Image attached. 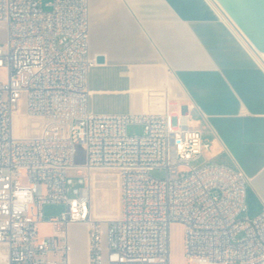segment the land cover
<instances>
[{"label": "built area", "instance_id": "obj_1", "mask_svg": "<svg viewBox=\"0 0 264 264\" xmlns=\"http://www.w3.org/2000/svg\"><path fill=\"white\" fill-rule=\"evenodd\" d=\"M48 5L0 0L7 27L0 46V264H72V223L88 226V264H171L174 223L184 227L189 264H264V210L244 216L248 177L220 164L192 165L211 145L190 126L189 113H94L89 0ZM23 98L22 113L42 122L36 135L15 134ZM130 125L142 134L129 135ZM78 146L84 165L75 164ZM95 169L114 170L120 184V215L104 228L92 216L87 174ZM54 203L67 210L40 238L43 207Z\"/></svg>", "mask_w": 264, "mask_h": 264}, {"label": "crops", "instance_id": "obj_2", "mask_svg": "<svg viewBox=\"0 0 264 264\" xmlns=\"http://www.w3.org/2000/svg\"><path fill=\"white\" fill-rule=\"evenodd\" d=\"M89 5L90 53L104 58L90 72L91 110L189 113L190 126L211 145L206 162L248 177L246 216H258L264 210L261 52L209 0H89ZM71 261L88 264V249L80 263Z\"/></svg>", "mask_w": 264, "mask_h": 264}, {"label": "rangeland", "instance_id": "obj_3", "mask_svg": "<svg viewBox=\"0 0 264 264\" xmlns=\"http://www.w3.org/2000/svg\"><path fill=\"white\" fill-rule=\"evenodd\" d=\"M52 0H41V5L45 11H49L48 5ZM7 42V27L5 24H0V46L5 47ZM3 73H0L2 78ZM20 113L18 115V128L16 133L21 136L36 135L40 131L41 121L39 119L31 118L24 115L26 112V100L21 101ZM15 125V124H14ZM26 126H31V129H25ZM16 129V128H15ZM143 128L140 125H130L128 127L129 135H141ZM206 159V160H205ZM207 161V154L201 157L193 166H198ZM86 162V153L81 147L76 148L75 164L84 165ZM76 174V173H73ZM108 174V178H101ZM157 177H164L165 173L161 171L154 172ZM90 183L91 199H92V216L93 219L101 221L104 228L106 222L117 218L121 210L120 184L117 173L110 169H95L87 174ZM97 178H95V177ZM76 187L75 184L71 186L68 193L69 198L75 197L72 194V189ZM67 210V206L63 203L45 204L43 207L44 222L39 227V237L43 238L50 236L53 233L49 221L53 217L60 216ZM246 216V213L244 214ZM68 235L73 246V253L71 257L80 263L85 258L88 248V226L84 223H72L68 226ZM171 236V264H189L184 256V227L180 223H174L170 227Z\"/></svg>", "mask_w": 264, "mask_h": 264}, {"label": "water", "instance_id": "obj_4", "mask_svg": "<svg viewBox=\"0 0 264 264\" xmlns=\"http://www.w3.org/2000/svg\"><path fill=\"white\" fill-rule=\"evenodd\" d=\"M216 1L255 49L264 53V0ZM96 61L102 63L104 58Z\"/></svg>", "mask_w": 264, "mask_h": 264}, {"label": "bare ground", "instance_id": "obj_5", "mask_svg": "<svg viewBox=\"0 0 264 264\" xmlns=\"http://www.w3.org/2000/svg\"><path fill=\"white\" fill-rule=\"evenodd\" d=\"M210 1V3L212 4V5H214V6H216L217 8H219L223 13H224V15H225V17L228 19V20H230V21H232V19L224 12V10L221 8V6L219 5V3L216 1V0H209ZM220 11V12H221ZM232 23H233V21H232ZM234 26L236 27V25L234 24ZM237 28V27H236ZM238 29V28H237ZM238 31H239V33L246 39V37L241 33V31L238 29ZM243 38V39H244ZM247 40V39H246ZM248 41V40H247ZM248 44L250 45V47H251V49H252V46H251V44L248 42ZM257 55H258V60L261 62V64L264 66V53H257ZM263 60V61H262ZM13 124H15L14 125V131H15V134L17 135V136H19L17 133H16V131H17V128H18V115L17 114H14V116H13ZM16 128V129H15ZM93 177H95V176H93ZM95 178H97V177H95ZM101 178H105V179H107L108 178V174H106V175H104L103 177H101Z\"/></svg>", "mask_w": 264, "mask_h": 264}]
</instances>
